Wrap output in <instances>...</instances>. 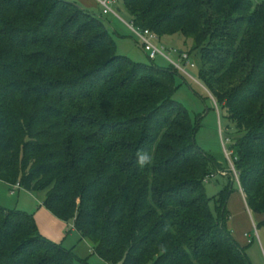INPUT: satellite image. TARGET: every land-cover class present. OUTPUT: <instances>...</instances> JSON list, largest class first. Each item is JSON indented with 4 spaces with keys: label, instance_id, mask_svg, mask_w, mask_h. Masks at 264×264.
I'll return each instance as SVG.
<instances>
[{
    "label": "trees",
    "instance_id": "trees-1",
    "mask_svg": "<svg viewBox=\"0 0 264 264\" xmlns=\"http://www.w3.org/2000/svg\"><path fill=\"white\" fill-rule=\"evenodd\" d=\"M120 2L135 27L195 55L236 126L247 207L264 218V3ZM149 60L120 55L106 24L76 4L0 0V182L45 193L43 206L107 264H251L228 229L232 183L211 211L205 183L226 168L174 100L179 72ZM74 258L32 216L0 208V264Z\"/></svg>",
    "mask_w": 264,
    "mask_h": 264
},
{
    "label": "rangeland",
    "instance_id": "rangeland-1",
    "mask_svg": "<svg viewBox=\"0 0 264 264\" xmlns=\"http://www.w3.org/2000/svg\"><path fill=\"white\" fill-rule=\"evenodd\" d=\"M65 1L78 5L86 12L102 20L115 41L120 55L129 57L136 62L151 64L147 53L140 46L138 38L125 24H130L132 19L121 2L116 6V10L120 11L119 15L123 21L112 15L104 16L96 0ZM262 3H264V0H253L254 8ZM156 44L163 47L165 53L174 62L178 61L177 56L173 53L174 50L189 51L181 40L174 42L163 40ZM193 62L196 64V68H188V72L196 81L179 72L176 75L174 100L186 108L191 123L196 129L198 147L222 159V166L226 168V174L223 173L224 176L219 173L215 174L212 179L207 180L205 183L206 194L211 199V211L217 216V196L226 185L232 183L233 192L228 203V211L230 212L227 222L228 229L245 250L251 264H264V225H261L264 218L249 211L246 206L245 195H243L244 192L240 190L231 165V162H233L232 157L228 159L225 155V147L228 151H231V146L238 136L236 126L228 119L227 110L215 101L211 92L201 81L199 77L200 64L195 55L193 56ZM154 64L161 69L171 67V64L161 57L157 58ZM44 200L45 193H30L22 189L13 194L10 185L0 182V208L7 211H20L32 216L40 233L46 240L62 245L66 251L74 255V264H107L93 252V244L89 240H82L80 235L74 231L73 222L61 221V229H58L52 224V221L46 219V213L50 211H47L43 206ZM42 208H45L46 211L44 209L40 214ZM249 240H252L251 244Z\"/></svg>",
    "mask_w": 264,
    "mask_h": 264
},
{
    "label": "built area",
    "instance_id": "built-area-1",
    "mask_svg": "<svg viewBox=\"0 0 264 264\" xmlns=\"http://www.w3.org/2000/svg\"><path fill=\"white\" fill-rule=\"evenodd\" d=\"M99 7L102 9V14L104 16L112 15L115 18L123 21L119 15L120 11L116 10V6L119 4V0H96ZM127 27L135 34V36L138 38L140 42V46L142 49L147 53L149 58L153 61H155L157 58L161 57L168 61L171 66H173L178 72L182 73L187 78L196 81L188 72L189 69L196 68V64L193 62V57L187 52H180L178 50H174L173 53L177 56L178 61L174 62L171 57L165 53V50L163 47H159L156 43L160 42V38L157 34L150 30H141L131 22L130 24H127ZM225 147V144H224ZM225 155L228 159L232 157V152L228 151L225 147ZM233 171L235 172L237 181L239 183V187L241 192H244L240 182L237 172L234 169L233 162H231ZM224 175V174H223ZM212 177L208 178V180L212 179ZM22 189L20 184H16L12 186V193L14 194L16 190ZM249 238V236L247 235ZM249 243H251V240H249Z\"/></svg>",
    "mask_w": 264,
    "mask_h": 264
},
{
    "label": "crops",
    "instance_id": "crops-1",
    "mask_svg": "<svg viewBox=\"0 0 264 264\" xmlns=\"http://www.w3.org/2000/svg\"><path fill=\"white\" fill-rule=\"evenodd\" d=\"M20 190H22V189H19V190H16L15 191V193H17V191H20ZM14 193V194H15ZM244 195V194H243ZM244 198H245V196H244ZM245 202H246V200H245ZM246 206H247V204H246ZM44 209L45 208H42L41 210H40V214H41V211H44ZM45 211H46V209H45ZM48 211V210H47ZM49 213V214H48ZM48 213H46V219H48L49 221H52V224L54 225V226H56L58 229H61V224H60V222H61V220H59V219H57L55 216H53V214L51 213V212H48ZM56 221H58V222H56ZM38 223V222H37ZM38 225H39V223H38ZM74 227V226H73ZM74 231H75V229H74ZM76 232V231H75ZM235 233V232H234ZM59 234V233H58ZM235 235V234H234ZM57 236H59V235H57ZM235 236H237V235H235ZM237 239V238H236ZM94 252V251H93Z\"/></svg>",
    "mask_w": 264,
    "mask_h": 264
}]
</instances>
